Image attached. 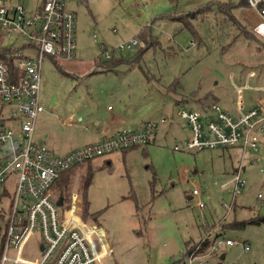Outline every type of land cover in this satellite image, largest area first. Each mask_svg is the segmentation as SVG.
Masks as SVG:
<instances>
[{"label":"rangeland","instance_id":"rangeland-1","mask_svg":"<svg viewBox=\"0 0 264 264\" xmlns=\"http://www.w3.org/2000/svg\"><path fill=\"white\" fill-rule=\"evenodd\" d=\"M66 1L78 16L77 54L71 60L47 57L43 62L40 96L45 112L36 121L35 140L51 149L50 141H68L76 130L67 133L59 123L69 115L88 136L85 125L93 127L95 112L102 123L108 119V106L117 104L119 93L149 92L152 110L142 117L172 119L161 124L156 142L73 167L54 186L56 196L66 200L78 194L75 213L104 228L113 251L97 264H187L186 244L218 233L221 251L208 252L203 261L264 264V222L229 227L264 216V157L245 160L248 185L233 197L231 180L242 157L238 147L175 149L177 144L184 148L191 135V124L180 110L202 112L215 103L237 115V88L246 83L249 69L258 75L243 89L244 105L264 101V91L254 89L264 87V40L251 33L257 13L245 6L233 9L244 29L234 15L219 10L220 3L237 5L241 0ZM203 6L209 7L207 14L204 9L206 15L191 20V27L171 18ZM133 38L139 41L135 51L106 59L101 45ZM0 42L14 49L23 40L6 34ZM146 44H151L148 49ZM209 113L216 117L212 109ZM260 152L254 156H262ZM194 189L199 195L191 197ZM228 238L232 245L225 244Z\"/></svg>","mask_w":264,"mask_h":264},{"label":"built area","instance_id":"built-area-1","mask_svg":"<svg viewBox=\"0 0 264 264\" xmlns=\"http://www.w3.org/2000/svg\"><path fill=\"white\" fill-rule=\"evenodd\" d=\"M247 3L258 15L252 27L264 40V0ZM77 22V13L66 0H0V40L6 34L23 40L14 49L0 44V264H97L109 256L113 250L104 228L75 213L78 194L72 193L60 206L54 186L73 167L151 144L161 124L172 122L165 117L146 120L139 129L126 128L62 155L35 140L36 121L44 110L40 96L43 62L47 57L54 61L76 57ZM138 43L133 38L101 47L106 59H112L126 50L135 51ZM246 74V83L237 88V115L217 104L204 112L182 109L179 114L191 124V135L184 148L175 145L177 150L198 151L238 147L242 157L231 180L233 197L248 185L243 177L245 160L259 162L264 157V101L244 105L243 89L250 88V79L258 75L253 69ZM254 89L264 91L262 86ZM260 151L262 156H254ZM195 195H199L197 189L192 192ZM233 243L225 240L226 245ZM222 244L218 238L207 252L192 251L185 263L208 264L203 259L208 252L219 253Z\"/></svg>","mask_w":264,"mask_h":264},{"label":"crops","instance_id":"crops-1","mask_svg":"<svg viewBox=\"0 0 264 264\" xmlns=\"http://www.w3.org/2000/svg\"><path fill=\"white\" fill-rule=\"evenodd\" d=\"M77 32H78V22H77ZM76 54H77V51H76ZM115 63L116 62H114V64ZM134 93L135 94L131 93L129 95L124 94V93L121 95L120 93L115 94L116 96H118L117 104L112 107L111 105L108 106V110H109L108 112L110 113V115L108 119H103L104 120L103 123H102V118H101L100 113L95 112L94 115L92 116V122H91L93 127L88 124L85 125L87 126L88 129H90V134L88 136L84 135L82 130L79 129L83 127L81 124H78L77 121L72 120L71 115L66 116V118L61 120V123L59 124L63 127V130L69 131L67 133H70L74 130H76V133L70 136L68 141H64L63 144L61 142L56 143V142L50 141L52 146L56 148L61 154H64L84 144L94 143L95 141L100 140L101 138L105 136L111 135L112 133L122 131L126 128H132V129L141 128L143 123L146 120H152V119H145L142 117V115L145 112H149V110H152V105H153L152 96L150 95L149 92H144L142 90L139 92L135 91ZM148 94H149V97L146 99L145 97ZM44 112L45 110H43L41 115ZM81 119L82 117L79 118V120ZM94 126L96 127L94 128ZM46 138H48V134L45 133L43 136V139L45 140ZM156 140L154 142H156ZM54 148H52L51 150L53 151ZM124 151H127V150H124ZM115 152H119V151H115ZM59 195H60V198H62V201L64 200L66 201V198H64L61 194ZM191 197L193 196L191 195ZM191 197L189 196L188 198L191 199Z\"/></svg>","mask_w":264,"mask_h":264},{"label":"trees","instance_id":"trees-1","mask_svg":"<svg viewBox=\"0 0 264 264\" xmlns=\"http://www.w3.org/2000/svg\"><path fill=\"white\" fill-rule=\"evenodd\" d=\"M237 6H245V7H248V3H247V0H241V2L239 4H229V3H220L219 4V10L221 12H224L226 13L228 16L232 17V15H234V17L236 18V15L234 14L233 12V9ZM229 7V8H228ZM208 6H203L201 7L200 9H197L195 11H188V12H185V14L183 15H172L171 18L173 20H177L179 21L180 23H182V25L184 26H187V27H191V20H194V19H199V18H203L206 14H207V11H208ZM204 9H205V13L204 14ZM231 10V12H230ZM235 21L234 18H231ZM236 22L238 24H240L238 22V19L236 18ZM241 25V24H240ZM240 27H243L242 25ZM245 29V27H243ZM250 33V31L248 30L247 33ZM251 33L253 35H255V37L263 40L257 33L256 31L253 29V31H251ZM142 37V35L140 36ZM151 45V44H150ZM150 45H147L146 44V49H148L150 47ZM145 50V49H144ZM0 54H1V50H0ZM115 58V57H114ZM112 58V59H114ZM116 63H118V61H114ZM247 73V71H246ZM215 104V103H214ZM204 106V105H203ZM207 108L206 106H204V109ZM203 109V110H204ZM134 148V147H132ZM128 149V148H127ZM124 151V150H123ZM261 222H264V216H260V217H254L253 219H250V220H244V221H235V222H231L229 223V227H232V228H243L246 226V224H254V223H261ZM219 235L221 234H216L214 238H211L210 235H202V237L200 238V240L194 242V241H189L187 244H186V248H187V251H186V255L192 253V251H196V252H205L208 250L209 246L219 238Z\"/></svg>","mask_w":264,"mask_h":264},{"label":"water","instance_id":"water-1","mask_svg":"<svg viewBox=\"0 0 264 264\" xmlns=\"http://www.w3.org/2000/svg\"><path fill=\"white\" fill-rule=\"evenodd\" d=\"M62 203H63L62 198H59L57 204L62 206L63 205Z\"/></svg>","mask_w":264,"mask_h":264}]
</instances>
